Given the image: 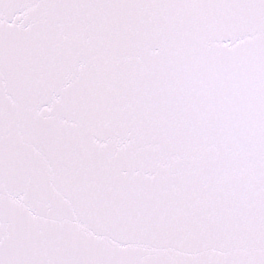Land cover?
<instances>
[{"label": "snow or ice", "instance_id": "snow-or-ice-1", "mask_svg": "<svg viewBox=\"0 0 264 264\" xmlns=\"http://www.w3.org/2000/svg\"><path fill=\"white\" fill-rule=\"evenodd\" d=\"M0 264H264V0H0Z\"/></svg>", "mask_w": 264, "mask_h": 264}]
</instances>
